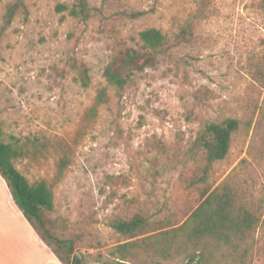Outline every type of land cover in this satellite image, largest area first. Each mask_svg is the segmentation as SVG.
Here are the masks:
<instances>
[{
    "label": "rangeland",
    "instance_id": "1",
    "mask_svg": "<svg viewBox=\"0 0 264 264\" xmlns=\"http://www.w3.org/2000/svg\"><path fill=\"white\" fill-rule=\"evenodd\" d=\"M87 1L90 13L81 19L57 10L73 0H0V127L45 144L16 166L30 182L51 186L54 207L44 217L52 236L70 242V259L103 264L124 242L111 218L141 211L154 223L171 214L182 224L201 202L183 181L189 144L204 121L233 116L241 125L227 156L214 163L211 182L213 188L229 182L259 210L260 221L244 243H209L208 250L213 263L235 250L245 264H264L263 0ZM147 28L169 36L167 53L123 88L108 87L105 65L138 49V34ZM82 68L89 70L88 88L78 82ZM101 87H108L109 100L94 114ZM153 234L150 258L127 264L185 261L183 233ZM168 239L162 258L156 247Z\"/></svg>",
    "mask_w": 264,
    "mask_h": 264
},
{
    "label": "trees",
    "instance_id": "2",
    "mask_svg": "<svg viewBox=\"0 0 264 264\" xmlns=\"http://www.w3.org/2000/svg\"><path fill=\"white\" fill-rule=\"evenodd\" d=\"M264 7V0L262 1ZM58 12L67 11L73 18L86 19L90 8L87 0H73L71 6L58 5ZM12 9L9 10V17ZM190 26L180 28L175 34L177 42ZM171 39L160 29L147 28L138 34V49L130 48L114 55L105 65L102 78L108 87L123 88L138 71L151 65V62L167 53ZM78 82L83 88H88L91 82L89 70H79ZM108 87L97 90L91 111L97 109L109 100ZM241 125L240 119L227 116L216 120H206L199 132L189 144L185 160L190 173L183 181L190 191H197L200 204L191 211L188 218L180 225L173 221L170 214L157 223L141 211L130 217H113L109 226L124 242L108 251L109 260L103 264L138 263L141 257L150 258L151 245L149 240L155 232L166 236L183 233L179 249L186 253L182 264H245L244 254H235V250L222 252L220 257L224 263H213L214 259L208 250V244L215 247L238 246L254 236L260 221L259 210L254 208L242 193L225 181L213 188L211 171L214 163L223 160L230 149L232 137ZM43 141L18 138L6 134L0 127V177L5 181L13 203L23 217L32 226L35 233L46 244L62 264H83L76 258H71L73 247L69 241L54 238L47 225L44 214L54 207V196L51 186L45 179L30 182L17 168V162L28 155L39 152L45 146ZM68 166L65 156L57 163V179L59 180ZM42 231V236H41ZM172 240L158 243L156 254L165 258L170 250ZM187 247L192 248L189 251ZM234 248V247H233ZM244 253V252H243ZM143 254V255H142ZM247 264H250L248 262Z\"/></svg>",
    "mask_w": 264,
    "mask_h": 264
},
{
    "label": "crops",
    "instance_id": "3",
    "mask_svg": "<svg viewBox=\"0 0 264 264\" xmlns=\"http://www.w3.org/2000/svg\"><path fill=\"white\" fill-rule=\"evenodd\" d=\"M0 264H62L15 207L1 177Z\"/></svg>",
    "mask_w": 264,
    "mask_h": 264
}]
</instances>
